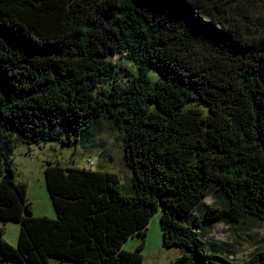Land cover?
I'll use <instances>...</instances> for the list:
<instances>
[{
	"label": "trees",
	"instance_id": "16d2710c",
	"mask_svg": "<svg viewBox=\"0 0 264 264\" xmlns=\"http://www.w3.org/2000/svg\"><path fill=\"white\" fill-rule=\"evenodd\" d=\"M100 117L123 131L133 192L49 162L57 218L34 215L15 147L87 148ZM159 210L169 264H264V245L238 260L206 236L264 225V0H0V221L21 224L17 246L0 228V264H143L146 239L123 246Z\"/></svg>",
	"mask_w": 264,
	"mask_h": 264
},
{
	"label": "rangeland",
	"instance_id": "374dc122",
	"mask_svg": "<svg viewBox=\"0 0 264 264\" xmlns=\"http://www.w3.org/2000/svg\"><path fill=\"white\" fill-rule=\"evenodd\" d=\"M202 34L205 35L203 32ZM121 65L127 69L130 67L125 60L121 61ZM128 72L125 71V74ZM150 77L152 81H157L159 74L151 71ZM89 142L90 146L87 148L82 147L81 144L65 145L59 140L31 145L19 144L15 147L13 159L16 181L28 184V200L32 203L34 215L57 218L45 180V169L49 162L115 172L121 177L125 191L133 192V173L125 161L123 131L111 129L108 120L100 117L95 121V134ZM217 192L216 187L211 189L210 195L205 200L207 204L212 203ZM160 218L161 210L152 216L145 238L136 234L123 246L125 250L136 251L138 245L146 239L145 247L141 251L143 264H169L182 255L179 247L164 245ZM1 227L4 228L6 241L17 246L21 224L0 221ZM206 236L209 240L229 243L232 246L233 257L242 260L255 247L264 245V225L251 223L231 225L226 222H214L208 227ZM50 263L75 264L58 258H51Z\"/></svg>",
	"mask_w": 264,
	"mask_h": 264
}]
</instances>
